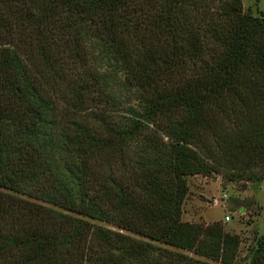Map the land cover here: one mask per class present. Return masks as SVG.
Instances as JSON below:
<instances>
[{
	"label": "trees",
	"instance_id": "16d2710c",
	"mask_svg": "<svg viewBox=\"0 0 264 264\" xmlns=\"http://www.w3.org/2000/svg\"><path fill=\"white\" fill-rule=\"evenodd\" d=\"M211 174L264 179V15L0 0V264H232L236 235L180 220ZM246 256L264 264V227Z\"/></svg>",
	"mask_w": 264,
	"mask_h": 264
},
{
	"label": "rangeland",
	"instance_id": "374dc122",
	"mask_svg": "<svg viewBox=\"0 0 264 264\" xmlns=\"http://www.w3.org/2000/svg\"><path fill=\"white\" fill-rule=\"evenodd\" d=\"M239 1L242 12L254 17L264 15L263 0ZM186 183L187 193L181 206L180 220L199 226L220 223L225 232L236 235L239 239L238 250L232 264H249L247 250L254 238L262 234L264 227V179L258 182L233 183L217 174H211L208 177L200 175L186 177ZM102 225L111 231L146 241L110 224ZM153 244L182 253L192 259L207 261L189 252L174 250L159 243ZM210 263L220 264L219 262Z\"/></svg>",
	"mask_w": 264,
	"mask_h": 264
},
{
	"label": "built area",
	"instance_id": "2783aa9c",
	"mask_svg": "<svg viewBox=\"0 0 264 264\" xmlns=\"http://www.w3.org/2000/svg\"><path fill=\"white\" fill-rule=\"evenodd\" d=\"M227 220V218H225Z\"/></svg>",
	"mask_w": 264,
	"mask_h": 264
}]
</instances>
